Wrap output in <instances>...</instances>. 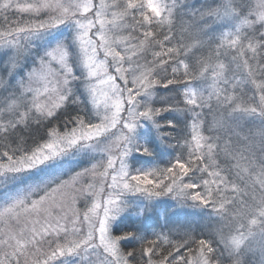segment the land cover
<instances>
[{"label":"snow or ice","instance_id":"1","mask_svg":"<svg viewBox=\"0 0 264 264\" xmlns=\"http://www.w3.org/2000/svg\"><path fill=\"white\" fill-rule=\"evenodd\" d=\"M0 264H264V0H0Z\"/></svg>","mask_w":264,"mask_h":264},{"label":"trees","instance_id":"2","mask_svg":"<svg viewBox=\"0 0 264 264\" xmlns=\"http://www.w3.org/2000/svg\"><path fill=\"white\" fill-rule=\"evenodd\" d=\"M171 201H168V204L171 206ZM201 211L199 208H185L179 213V219H188V220H193L196 222L201 221V216L198 215V213Z\"/></svg>","mask_w":264,"mask_h":264},{"label":"rangeland","instance_id":"3","mask_svg":"<svg viewBox=\"0 0 264 264\" xmlns=\"http://www.w3.org/2000/svg\"><path fill=\"white\" fill-rule=\"evenodd\" d=\"M197 2V0H193V3H196ZM169 205V204H168ZM169 207H170V205H169Z\"/></svg>","mask_w":264,"mask_h":264}]
</instances>
